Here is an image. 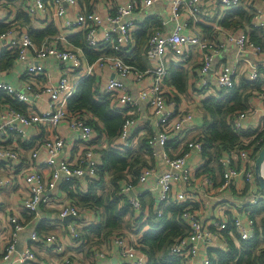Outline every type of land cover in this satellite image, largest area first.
I'll return each instance as SVG.
<instances>
[{
  "label": "built area",
  "instance_id": "2783aa9c",
  "mask_svg": "<svg viewBox=\"0 0 264 264\" xmlns=\"http://www.w3.org/2000/svg\"><path fill=\"white\" fill-rule=\"evenodd\" d=\"M96 1L91 0L87 8L86 5H79V0H54V16L61 20V24L53 25L55 34L45 37L39 45H35L25 32L19 34L8 29L0 34V54L5 50L16 51L14 63L32 61L18 74V87L0 80L2 264L35 263L36 244L43 247L50 245L57 253L64 251L54 235L41 236L35 226L20 252L17 246L19 236L28 224V217L36 220L41 207L55 209L52 204L55 197L50 195L52 191L68 183H77L78 190H83L87 183L97 179L100 162L97 150L105 148L108 143L104 140L94 143L96 132L88 124L90 115L69 113L67 109L77 86L88 77H95L99 92L106 96L110 109L122 116L123 124L118 137L111 142L112 147L136 150L144 145L141 152L144 159L151 162L160 158L162 161L163 169L155 182L152 179L159 167L156 163H147L136 174L126 169L118 190L127 199L135 220L140 217L143 221L147 220L149 208L142 205V199L150 194L156 198L152 209L158 218L169 205L181 209L177 219L186 231L184 236L176 237L169 245V255L180 258L184 264H210L209 251L218 249L215 238L228 241L229 246L231 241L236 242L237 248L242 241H251L256 236L262 239L264 213L252 215L251 211L264 208V193L254 175L256 158L264 147V125L254 129V142L250 146L252 136H243L240 132L246 113L237 114L232 128L240 138L239 145L227 153L207 159L203 155L202 134L195 131L200 104L192 95L185 96L184 101L180 96L174 97L163 89V83L170 68L187 63L195 50L200 61L198 76L202 89L212 88L221 92L238 86L240 70L237 67L216 66L214 62L227 46L233 47L246 60H254L246 73V82L253 83L264 78V48L250 38L254 32H259L264 38V0L259 2L261 7L254 6L249 24L234 31L222 30L217 24L221 38L218 43L205 41L196 30L181 33L188 21L200 20L197 6L201 0H170L169 17L161 20V29L153 31L147 39L143 61L148 66L144 69L128 63L134 48L132 33L138 29L132 15L136 8L147 10L160 0H104V12L95 9ZM242 1L210 0V3L218 8L221 20L238 8ZM64 6L78 9L69 14ZM45 10V0H32L31 6L26 7L30 16H37ZM179 15L184 21L179 20ZM2 22L5 23V20L0 16ZM170 22H174L173 28L167 26ZM77 37L83 41V47L75 45ZM85 50L99 57L90 63ZM47 65L58 72L55 82L46 77ZM8 69L0 70V77ZM210 79L214 87L210 86ZM125 80L133 82L137 99L145 104L153 126L150 132L145 125L137 123L136 116L142 111L140 104L132 98ZM254 95H259L258 101H254L256 106L264 108V89L260 93L254 91ZM256 110L254 107V115ZM66 132L73 133L75 138L68 139L63 134ZM191 157H194L193 161ZM207 167L221 171L217 186L205 171ZM240 177L245 184L254 183V191L237 190L236 183ZM71 189L74 191L75 186ZM234 189L237 196L232 194ZM208 196L214 197L218 203L215 206L217 214L205 212ZM217 207L224 209L230 217L221 215ZM56 210L60 221L79 216V209L71 203ZM131 225V229L101 243L103 246L96 250L91 264H98V259L105 258L113 246L117 247L121 258L119 264H147V256L140 251L141 237L136 235L137 225L133 221ZM68 227L71 238L76 241L80 228L76 224H69ZM132 236L137 237L133 240ZM66 260L67 264H71L70 260Z\"/></svg>",
  "mask_w": 264,
  "mask_h": 264
},
{
  "label": "trees",
  "instance_id": "16d2710c",
  "mask_svg": "<svg viewBox=\"0 0 264 264\" xmlns=\"http://www.w3.org/2000/svg\"><path fill=\"white\" fill-rule=\"evenodd\" d=\"M90 1L79 0V4L86 5L89 8ZM19 14V18L27 22L28 17L22 12H19ZM250 17L240 5L221 19L220 25L225 29L233 28L235 30L241 28L244 24H249ZM148 24L146 21L144 24L139 25L140 29L133 33L136 46L129 54L131 59L128 63L140 69H144L142 52L145 50L144 47L150 35ZM156 25L157 22H154L152 30L157 27ZM8 28V25L0 24V34L7 31ZM202 30L206 34L209 32L205 27H202ZM54 34L53 25H48L42 30L29 29L28 31V36L35 45H39L45 37ZM250 38L264 48V38L260 36L259 32L251 33ZM74 43L83 47V41L79 37L76 38ZM85 55L90 63H93L99 57L98 54L88 50H85ZM16 57V51L5 50L2 52L0 54V70L10 68ZM167 82L173 85L179 93L185 92L187 85L186 71L180 67H171ZM249 89L262 92L264 78L253 83H241L229 91H221L219 98H207L203 101V155L207 159L227 153L239 145L240 138L233 131L232 122L235 115L247 111V103L251 96ZM105 98L106 96H102L99 92L95 77H88L79 83L67 105L69 113L90 115L88 124L96 132L94 143H100L102 140L108 143L107 148L97 150L100 161L97 179L87 183L83 190H78L77 183H68L61 186V189L67 193L71 204L78 209L88 212L93 211L97 215L96 221H91L89 226L81 227L78 230L76 241H79L82 246L87 245L97 248L109 238L119 235L120 231L124 229L125 220L129 219V221L132 220L136 223L137 232L144 230L139 245L140 251L147 256V264H184L180 258L169 255L167 250L176 237L185 234V226L177 219L181 209L169 205L165 208L162 216L158 218L153 212L151 204L147 220L142 224L140 223L142 217L137 220L134 219V212L128 205L127 199L119 193V182L123 179L124 172L127 169L136 174L139 170L136 164L141 162V156L137 152L134 153L135 150H128L127 148L114 149L112 147L111 142L118 137L123 119L122 116L110 109L108 100ZM254 133L243 135L252 136L250 137L253 138L250 146L254 142ZM208 170V168L205 169V171ZM74 186L75 190L73 191L71 188ZM142 205H144V201H142ZM263 213L264 208L254 210V214L261 215ZM81 220V218L78 219V221ZM144 226H146V229H144ZM125 228L130 229L132 225L129 223V226L127 225ZM239 244V248L230 244L228 253L210 250V264H264V237L260 239L259 236H256L251 241H242Z\"/></svg>",
  "mask_w": 264,
  "mask_h": 264
},
{
  "label": "crops",
  "instance_id": "0c3cea01",
  "mask_svg": "<svg viewBox=\"0 0 264 264\" xmlns=\"http://www.w3.org/2000/svg\"><path fill=\"white\" fill-rule=\"evenodd\" d=\"M46 1V10L44 13H41L37 16H30L27 11L26 7L31 6L32 0H0V16L4 18L5 23H0L2 25H8V29L11 31H17V33L25 32L28 34L29 29L32 30H42L45 29L48 25H56L61 24V20L56 19L54 16L55 8L53 6L54 0H45ZM117 1H126V0H117ZM170 0H160L157 2L152 8H149L147 10H139V8H136L134 11L132 18L137 23L138 29H140L141 24H144L147 21L148 27L150 29L149 34H151L155 30L161 29V20H167L168 15V6H169ZM260 0H243L241 6L243 7L244 11L251 16V13L254 11L255 7H261V4H259ZM79 4V3H78ZM80 5V4H79ZM78 5V6H79ZM216 5H212L210 3V0H201V3L197 6V9L200 12V15L198 16L200 20L198 22L195 21H188L186 26L181 29L182 34H188L189 32L196 30L200 33L202 38L207 42H215L218 43L221 41L220 38V32L216 28V25L221 28L222 30L226 31H234L233 28L225 29L220 25L219 20V11L218 8L215 7ZM64 9L66 13L73 14L75 12V9H78V7H69L64 6ZM95 9H100L102 12L105 11V1L104 0H97L96 1V7ZM233 11V10H232ZM19 12H22L25 14L28 19L27 22L19 18ZM68 16V14H67ZM151 20V21H150ZM179 20L184 21V18L182 15H179ZM154 22H157V27L152 30V26ZM174 22H170V25H167L169 28H173ZM202 27H205L209 30L208 34L204 33L202 30ZM238 29V28H237ZM134 31V32H135ZM152 31V32H151ZM101 32V30H100ZM133 32V33H134ZM132 33V39L134 42V46H136V42L134 40V36ZM13 38V36H11ZM72 40V38H71ZM7 42V41H4ZM2 42L0 41V46ZM146 46V44H145ZM145 49V47H144ZM144 54V51L142 52ZM143 59V55H142ZM252 60V59H251ZM254 61V60H252ZM252 61L246 60V57L243 55H240L236 52V50L233 47L227 46L223 50L220 51L219 55L215 57V65L218 66H229L231 67H237L240 70L238 85L241 83L246 82V73L250 70ZM199 57L198 53L195 52V50L191 53L189 60L187 63L183 64L180 68H183L187 73V85L186 90L183 93H179L176 88L173 85L168 84V76L165 79L163 83V89L167 92L172 94L174 97L178 98L179 96L183 99L185 96H193L194 100L200 104V108L197 109V115L195 119V123L197 125L196 128V134H202V130L204 128V113L202 110V103L205 99L211 98V97H219V91H213L212 88L208 90H204L201 88V79L198 76V68H199ZM30 63H32L31 60H27L25 62L20 63H14L13 66H11L6 73L2 74L0 77V80H4L8 82L9 84L13 85L14 87H18V74L23 71ZM151 64V63H150ZM48 66V65H47ZM148 63L144 62V68H147ZM58 72H56V69L52 66H48L47 75L46 77L52 81L55 82L57 80ZM118 78V77H115ZM124 83L127 87H129V91L131 93V96L133 99L140 104L141 108V114H138L136 116V120L138 125H145L148 132L150 130H153L152 122H149V113H147V109L145 108V104L139 102L137 99V91L136 87L133 84V82L130 80H125ZM248 83V82H246ZM210 86L214 87V82L210 79ZM254 90V88H253ZM253 90H248L251 94L249 101L247 103V111L246 113V119L243 121L241 135L252 133L254 132V129H257L260 125H264V108L262 106H256V102L258 101L259 95L257 97L254 95ZM256 92V91H255ZM260 93V92H258ZM254 101H256L254 103ZM262 101V100H261ZM254 107H256V115H254ZM238 115L234 116V119ZM68 139L75 138V135L73 133H63ZM195 134V133H194ZM144 148V145L139 146L138 149L133 151L134 153L137 152L141 156V162L139 164H136L138 168L147 165V163H156L159 167V170L156 172V174L153 176V181H156V178L161 173V170L163 169L162 161L160 158H156L153 161L149 162L142 156V150ZM28 152H25V155H27ZM217 157V156H216ZM190 160H194V157H191ZM208 174L212 177L213 183L215 186L219 184L221 171L218 169H215L213 167H207ZM43 173L46 175L47 171L44 169ZM237 190H244L247 191L249 189L254 191V183L245 184L244 181L241 179V177L237 180ZM83 185H81L82 187ZM73 188V187H72ZM82 189H85V187ZM61 186L57 187L56 190L52 191L50 195L52 197H55L54 202L52 203L53 206H55V209H50V206L47 208L41 207L39 209V214L36 220H33V218L28 217L27 218V225L25 226L24 231L20 234L19 240H18V246L17 250L20 252L21 248L28 243L29 241V234L32 231V228L35 226L36 231L41 236H49L54 235L59 244L62 245L64 248V251L61 253H57L54 249V247H43L41 244L34 245V251L36 255L37 261L33 264H67L66 259L71 261V264H91L94 255L96 253V250H100L103 246L100 244L97 248L95 247H89V246H82L79 241H75L71 238L69 234V224H76L77 227H86L90 225L91 221L97 220V215L92 211L88 212L83 209H79V216L76 219H72L69 222H66L64 220H61V224L59 222H56L58 220L57 218V208H59L61 205L69 204L70 201L68 200L67 193L64 191V195L62 194ZM232 194L237 196L235 189L232 190ZM7 196V193H5V197ZM226 201L231 202L230 200L225 199ZM144 207L149 208V206L155 203L156 198L154 195H146L144 196ZM207 208L205 209V212L207 214H217L215 206H218V203H216V200L212 196H208L205 200ZM224 203L225 202H221ZM219 203V204H221ZM227 205H225L226 207ZM218 209V207H217ZM219 210V209H218ZM222 210H219L220 214L229 216L228 213H225ZM251 214L254 215V209L251 211ZM82 219L81 221H78V219ZM129 223H132V220L129 221L125 220L124 229H122L120 232H125L126 230H129L128 228H125V226H129ZM140 223H144V221H140ZM40 226V227H39ZM42 226V228H41ZM39 228V231H38ZM41 228V230H40ZM131 229V228H130ZM144 231V230H143ZM136 231V235L139 237H142V233ZM125 235V234H123ZM137 236H132L133 240ZM131 238V239H132ZM140 240V239H139ZM214 241L218 245L217 251L229 252V242L226 240L220 241L219 238H215ZM236 242L231 241L230 244H232L234 247ZM240 247V244H239ZM237 248V247H236ZM215 250V249H213ZM1 244H0V256H1ZM120 256L117 251V247L113 246L109 251H107V254L105 258L98 259V264H119L120 263ZM0 264H2L0 260Z\"/></svg>",
  "mask_w": 264,
  "mask_h": 264
},
{
  "label": "water",
  "instance_id": "95a60500",
  "mask_svg": "<svg viewBox=\"0 0 264 264\" xmlns=\"http://www.w3.org/2000/svg\"><path fill=\"white\" fill-rule=\"evenodd\" d=\"M264 162V147L260 150L256 161H255V168H254V175L256 183L259 187V189L264 193V178L262 177V164ZM66 222H69L72 220L71 217H67L63 219Z\"/></svg>",
  "mask_w": 264,
  "mask_h": 264
},
{
  "label": "rangeland",
  "instance_id": "374dc122",
  "mask_svg": "<svg viewBox=\"0 0 264 264\" xmlns=\"http://www.w3.org/2000/svg\"><path fill=\"white\" fill-rule=\"evenodd\" d=\"M113 143H111V145H112ZM108 147V144H106V146H105V148H107ZM75 206V205H74ZM56 222H61L59 219L58 220H56ZM61 224V223H60ZM53 235V234H52ZM77 242V241H76ZM47 247H50V245L49 246H47Z\"/></svg>",
  "mask_w": 264,
  "mask_h": 264
}]
</instances>
